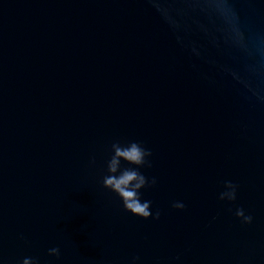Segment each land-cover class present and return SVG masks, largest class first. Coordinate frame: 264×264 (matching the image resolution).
I'll return each instance as SVG.
<instances>
[{"label": "water", "instance_id": "95a60500", "mask_svg": "<svg viewBox=\"0 0 264 264\" xmlns=\"http://www.w3.org/2000/svg\"><path fill=\"white\" fill-rule=\"evenodd\" d=\"M0 264H264V0H0Z\"/></svg>", "mask_w": 264, "mask_h": 264}, {"label": "clouds", "instance_id": "9594fccd", "mask_svg": "<svg viewBox=\"0 0 264 264\" xmlns=\"http://www.w3.org/2000/svg\"><path fill=\"white\" fill-rule=\"evenodd\" d=\"M144 156L145 152L137 145H132L131 148L125 150L117 149L116 158H114L111 162V171L116 172L117 165L119 164V158H124L131 163L141 164L143 163ZM135 180H140V183L136 185L137 188L140 187V184L143 183V179L135 172L125 171L123 175L119 176V178L113 176L112 178L107 179L106 184L121 194L122 197L126 198L130 208H134L138 213H144L147 215L148 213L146 212V209L148 205L145 204L141 206L136 202V193L128 190L131 183Z\"/></svg>", "mask_w": 264, "mask_h": 264}]
</instances>
